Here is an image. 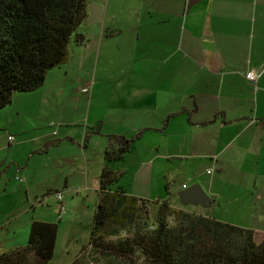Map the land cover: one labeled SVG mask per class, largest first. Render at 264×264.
<instances>
[{"label":"crops","instance_id":"1","mask_svg":"<svg viewBox=\"0 0 264 264\" xmlns=\"http://www.w3.org/2000/svg\"><path fill=\"white\" fill-rule=\"evenodd\" d=\"M88 1V18L77 30L84 42L71 45L46 105L56 98L52 106L60 108L64 122L69 110L59 104L88 88L86 122L99 129L84 132L83 153L93 137H102L105 153L108 135L140 133L131 151L137 153L135 165L151 173V193L135 196L260 229L255 224L264 218V0ZM90 4L101 6L99 21L91 20ZM251 70L259 72L256 81L247 77ZM53 135L75 137L69 129ZM147 135L155 143L145 144ZM37 141L45 142L47 154L63 144L49 134ZM68 184L54 189L65 198ZM196 184L209 200L184 202L182 192ZM17 232L0 242V254L25 246Z\"/></svg>","mask_w":264,"mask_h":264},{"label":"trees","instance_id":"2","mask_svg":"<svg viewBox=\"0 0 264 264\" xmlns=\"http://www.w3.org/2000/svg\"><path fill=\"white\" fill-rule=\"evenodd\" d=\"M88 15V0H0V108L17 92L41 88L48 72L68 61L71 45L84 42L77 30ZM139 137L108 135L105 160H123ZM119 178L103 167L90 240L101 252L130 261L140 254L142 264H264L263 231L166 201L156 204L152 224L149 200L112 189ZM57 236L58 223L33 219L27 244L0 254V264H28L29 253L34 264H51Z\"/></svg>","mask_w":264,"mask_h":264},{"label":"rangeland","instance_id":"3","mask_svg":"<svg viewBox=\"0 0 264 264\" xmlns=\"http://www.w3.org/2000/svg\"><path fill=\"white\" fill-rule=\"evenodd\" d=\"M58 68L50 73L55 79L52 80L49 75L41 88L32 92H17L11 104L0 108V242L6 243L7 239H11L10 231L15 230L18 231V241L26 245L31 223L33 219H38L58 223L57 242L51 264H142L140 254L130 261L101 252L90 244V240L103 167L109 165L120 174L112 189L123 187L130 195L135 192L144 195L151 193V173L146 167L142 169L135 165L138 158L133 151L123 160L108 163L103 154L102 137H93L90 151L83 153L81 140L84 132L88 131V134L93 135L99 129L87 125V94L82 91L72 92L63 99L64 102L59 106L69 110L62 118L64 122L60 120V108L52 106V102L57 103L58 100L53 98L48 106L44 102L48 92L54 90ZM73 109L77 111L73 112ZM68 129L76 138L53 135L54 131ZM44 134L59 138L62 146L53 148L49 154L44 153L45 142L41 144L37 141ZM11 135L15 136V142H9ZM155 141L147 135L145 144ZM36 148L41 149V152ZM140 153L143 154V151ZM205 169L200 167V171ZM65 181H69L68 186L62 189L66 212L60 216L59 204L54 195L45 194L47 191H56L55 186H64ZM27 187L30 188V199L27 198ZM164 191L165 194L168 193L166 187ZM44 195L43 203H35L37 197L42 198ZM72 199L74 202H70ZM147 200L152 207L148 219L153 224L155 206L163 201L158 198ZM170 222L174 223V219ZM255 225H259L258 230L264 232V218ZM128 234L123 231L121 236ZM110 238L114 240L116 236ZM36 258L34 253H29L27 263L34 264Z\"/></svg>","mask_w":264,"mask_h":264},{"label":"water","instance_id":"4","mask_svg":"<svg viewBox=\"0 0 264 264\" xmlns=\"http://www.w3.org/2000/svg\"><path fill=\"white\" fill-rule=\"evenodd\" d=\"M90 10L91 20L99 21L101 19V6L97 4H90ZM181 197L184 202L198 200L201 203H204L206 200H209L208 194L203 190V188L199 184L193 185L190 188L184 190L181 194Z\"/></svg>","mask_w":264,"mask_h":264},{"label":"built area","instance_id":"5","mask_svg":"<svg viewBox=\"0 0 264 264\" xmlns=\"http://www.w3.org/2000/svg\"><path fill=\"white\" fill-rule=\"evenodd\" d=\"M258 73L259 72L257 70H251V71L248 72L247 77L251 81H256L257 77H258ZM82 90H83V92H88L89 91L88 88H83ZM9 140H10V142H15L16 138H15V136L11 135L9 137ZM209 172H211V170ZM18 179L22 180L20 178H18ZM54 195H55V198H56V200H57V202L59 204V214L61 216L62 214H64L66 212V205H65V202H64V196H63V193L61 191L54 192Z\"/></svg>","mask_w":264,"mask_h":264}]
</instances>
